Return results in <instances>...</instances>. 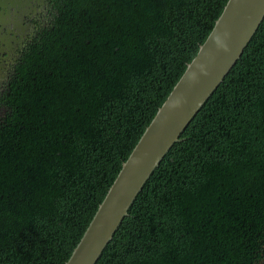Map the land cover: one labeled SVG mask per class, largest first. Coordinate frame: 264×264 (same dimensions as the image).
<instances>
[{"label":"trees","instance_id":"1","mask_svg":"<svg viewBox=\"0 0 264 264\" xmlns=\"http://www.w3.org/2000/svg\"><path fill=\"white\" fill-rule=\"evenodd\" d=\"M227 0H52L0 90V264H65ZM95 264H264V16Z\"/></svg>","mask_w":264,"mask_h":264},{"label":"water","instance_id":"2","mask_svg":"<svg viewBox=\"0 0 264 264\" xmlns=\"http://www.w3.org/2000/svg\"><path fill=\"white\" fill-rule=\"evenodd\" d=\"M264 16V0H227L158 107L65 264H95L143 184L232 67Z\"/></svg>","mask_w":264,"mask_h":264},{"label":"flooded vegetation","instance_id":"3","mask_svg":"<svg viewBox=\"0 0 264 264\" xmlns=\"http://www.w3.org/2000/svg\"><path fill=\"white\" fill-rule=\"evenodd\" d=\"M52 9V0H0V90L19 50Z\"/></svg>","mask_w":264,"mask_h":264}]
</instances>
